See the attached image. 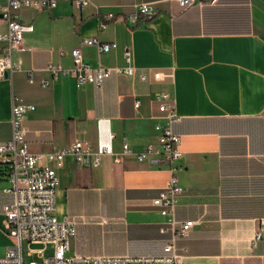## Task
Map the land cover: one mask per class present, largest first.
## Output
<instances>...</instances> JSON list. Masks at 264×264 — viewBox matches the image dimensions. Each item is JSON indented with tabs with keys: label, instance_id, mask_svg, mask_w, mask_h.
I'll return each mask as SVG.
<instances>
[{
	"label": "crops",
	"instance_id": "0c3cea01",
	"mask_svg": "<svg viewBox=\"0 0 264 264\" xmlns=\"http://www.w3.org/2000/svg\"><path fill=\"white\" fill-rule=\"evenodd\" d=\"M7 1L0 0V8ZM55 1L48 9L18 11L33 29L14 52L19 68L0 78V142L11 137L17 97L34 105L24 116L32 152L67 147L77 138L94 149L109 143L120 151L126 140L138 150L156 142L154 125L164 118L153 92L166 90L180 116L171 130L183 152L175 172L183 190L172 216L197 221L176 239L178 251L191 264H264V237L252 241L259 220L264 226V0L186 8L176 0H91L81 8L73 0ZM139 1L152 2L154 16L124 19ZM108 13L116 17L108 19ZM88 37L116 47L99 53L82 42ZM73 47L92 67L125 65L129 50L147 79L112 74L97 86L77 83L72 73L52 78L47 64L72 68ZM154 70L171 76L155 81ZM44 78L50 79L47 86L40 84ZM56 171L55 214L72 222L71 256L163 253L171 232L152 200L172 174L167 161L124 155L115 163L104 154L97 165H80L67 155ZM8 175L0 164V255L11 243L1 209L12 200L5 191Z\"/></svg>",
	"mask_w": 264,
	"mask_h": 264
},
{
	"label": "built area",
	"instance_id": "2783aa9c",
	"mask_svg": "<svg viewBox=\"0 0 264 264\" xmlns=\"http://www.w3.org/2000/svg\"><path fill=\"white\" fill-rule=\"evenodd\" d=\"M91 0H73L76 8H81ZM181 8L192 6L196 3H214L216 0H176ZM55 0H8L0 8V17L4 20L5 30L0 29V78L10 76L19 68V58L15 56V50L19 49L23 39V33L31 31V23H23L18 11L22 7H30L37 10L48 9L55 6ZM133 12L124 16L130 22H137L139 18L148 13L155 12L152 2L139 1L133 4ZM108 19L116 16L112 13L106 15ZM86 44H94L99 53L109 52L116 47L115 42L100 41L96 37H88L82 40ZM62 53V52H60ZM73 61L72 68H63L60 64L49 62L46 70L52 78L59 75L72 73L77 83H93L100 85L104 78L115 75H137L139 79L146 80L147 73L144 70L136 71L132 64V56L129 50L124 51L125 65L122 66H90L84 61L78 47L70 51ZM171 76L159 70L152 72L155 81H161L164 77ZM29 82L33 81L31 72H28ZM50 79H41V86H47ZM153 98L158 101V109L162 113L164 121L156 122V142H147L138 150H133L125 140L120 151H112L109 143H103L98 149H94L86 140L75 139L69 146L48 150L45 152H32L28 149L25 136L27 128L24 124V116L32 110L34 105L24 103L13 97L11 105V137L0 142V164L8 167L11 185L5 191L12 194V200L2 205L5 215V235L11 243L0 255V264H76L78 260L83 264H191L186 256L180 253L176 246V239L187 236L196 220L176 221L172 214L178 203V197L183 187L178 183L175 172L181 169L177 161L183 157L180 149V138L171 130V123L179 119L176 113L175 99L166 90H155ZM134 105H139L135 100ZM110 154L113 162H121L124 155H133L137 160H149L158 162L167 161L172 172L164 187L153 198L152 204L157 207L159 213L166 217V223L171 232L170 240L164 244L161 255H141L131 257L128 255H95L84 258H76L69 254V238L73 234L72 222L66 217L59 219L56 214L55 193L58 185L56 169L60 167L67 155L74 157L80 165H97L101 156ZM164 230V229H163ZM264 237L263 221L259 220L254 231L252 241L255 242ZM22 241L52 245V253L44 257V247L28 248L27 254L36 253L41 258L38 263L34 259L23 261L21 252Z\"/></svg>",
	"mask_w": 264,
	"mask_h": 264
},
{
	"label": "rangeland",
	"instance_id": "374dc122",
	"mask_svg": "<svg viewBox=\"0 0 264 264\" xmlns=\"http://www.w3.org/2000/svg\"><path fill=\"white\" fill-rule=\"evenodd\" d=\"M42 248L44 247V253H43V256L46 257V256H49L51 255L52 253V245L51 244H42V243H31L28 245L27 241H22L21 243V252H22V259L23 261H28L30 259H34L36 260L38 263L41 262V258L37 256L36 253H33L32 255H28L27 254V251H28V248ZM76 264H83L82 261L78 260L76 262Z\"/></svg>",
	"mask_w": 264,
	"mask_h": 264
},
{
	"label": "water",
	"instance_id": "95a60500",
	"mask_svg": "<svg viewBox=\"0 0 264 264\" xmlns=\"http://www.w3.org/2000/svg\"><path fill=\"white\" fill-rule=\"evenodd\" d=\"M146 16L147 17H153L154 16V13L152 12V13H148V14H146Z\"/></svg>",
	"mask_w": 264,
	"mask_h": 264
}]
</instances>
